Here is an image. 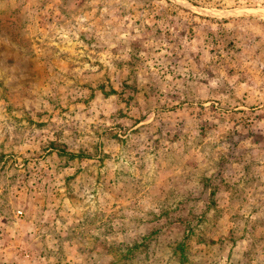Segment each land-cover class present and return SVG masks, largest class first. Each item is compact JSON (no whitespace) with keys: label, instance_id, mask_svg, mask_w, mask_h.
Here are the masks:
<instances>
[{"label":"rangeland","instance_id":"rangeland-1","mask_svg":"<svg viewBox=\"0 0 264 264\" xmlns=\"http://www.w3.org/2000/svg\"><path fill=\"white\" fill-rule=\"evenodd\" d=\"M168 1L0 0V264H264V0Z\"/></svg>","mask_w":264,"mask_h":264},{"label":"trees","instance_id":"trees-1","mask_svg":"<svg viewBox=\"0 0 264 264\" xmlns=\"http://www.w3.org/2000/svg\"><path fill=\"white\" fill-rule=\"evenodd\" d=\"M164 1H165L166 3H169L168 0H164ZM169 4H170V3H169ZM173 15H174V13H171V15H170V21H178V22H180V21L182 20L181 17H180V15H179V17H176V18H174ZM192 15H193V14H191V16H192ZM193 16H195V15H193ZM203 18L206 19V20L215 21V22H219V23H225V22L228 21V19H226V18H222V19H215V18H209V17H203ZM166 24H167V23H166ZM183 24H184V23H183ZM164 25H165V24H164ZM220 41H221V38L218 36L217 38H215V39L213 40V43L217 45V43L219 44ZM222 48H226V47H222ZM216 50L220 51L219 48L216 49ZM218 51H217V52H218Z\"/></svg>","mask_w":264,"mask_h":264}]
</instances>
